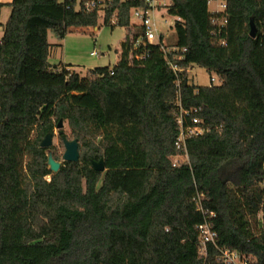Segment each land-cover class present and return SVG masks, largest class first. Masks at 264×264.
Returning a JSON list of instances; mask_svg holds the SVG:
<instances>
[{
    "label": "trees",
    "instance_id": "trees-1",
    "mask_svg": "<svg viewBox=\"0 0 264 264\" xmlns=\"http://www.w3.org/2000/svg\"><path fill=\"white\" fill-rule=\"evenodd\" d=\"M86 1L0 2V17L12 8L0 43V264H203L197 188L218 213L219 244L264 264V0H227L222 31L207 0H172L182 21L168 52L149 43L132 64L124 40L114 67L83 75L50 62L49 33L62 41L72 27L97 26L101 13ZM138 4L113 0L104 24L129 28ZM194 64L221 84H191ZM178 100L201 108L204 132L174 167ZM61 119L80 159L54 172L48 151L62 155L41 143Z\"/></svg>",
    "mask_w": 264,
    "mask_h": 264
},
{
    "label": "built area",
    "instance_id": "built-area-1",
    "mask_svg": "<svg viewBox=\"0 0 264 264\" xmlns=\"http://www.w3.org/2000/svg\"><path fill=\"white\" fill-rule=\"evenodd\" d=\"M81 1L77 0V8H82ZM120 2L138 1L139 4L131 9V26L128 28V33L125 38L131 46L129 54V61L135 64L137 60H142L147 57L146 53H139L138 50L141 47H145L147 44H159L164 52H168L171 47L168 45V41L164 37L160 28L159 15L163 16L164 13L170 14V9L173 6L172 0H119ZM113 2V0H87L85 2L86 10L90 11L98 7L99 12L103 14V21L106 15V8ZM208 12L212 16L213 24L219 31L226 28L228 17V1L227 0H207ZM172 15V14H171ZM175 20L169 23L167 19H164L166 25L171 30L176 29L178 23L182 21V18L177 15H172ZM115 18H111L110 23H114ZM1 31V27H0ZM5 28L2 35H0V43L3 42ZM176 48V47H172ZM97 51H92V55H98ZM1 63V59H0ZM174 70L178 73V79L176 85L178 92L180 93V87L182 78L179 76L183 69L178 65H174ZM215 78L212 77V82ZM178 116L177 121L181 127V133L176 141V147L178 153L174 156L173 166L177 167L182 162H190L187 139L193 135H199L204 132L201 126L202 118L194 116L201 108H184L181 100L177 101ZM196 210L203 216V221L198 225L199 234V254L203 259V264H255L256 259L253 254L247 253L239 249H233L219 244V232L216 227V219L218 213L216 210L205 204V194L198 188L193 197ZM263 227V219H259L260 233Z\"/></svg>",
    "mask_w": 264,
    "mask_h": 264
},
{
    "label": "rangeland",
    "instance_id": "rangeland-1",
    "mask_svg": "<svg viewBox=\"0 0 264 264\" xmlns=\"http://www.w3.org/2000/svg\"><path fill=\"white\" fill-rule=\"evenodd\" d=\"M11 6L6 5L2 10L0 17V35H2L3 29L11 15ZM160 28L164 37L168 41L169 46H173L177 42V35L174 30H171L164 19H167L169 23H172L175 18L168 12L163 16L159 15ZM73 27L66 36V41L63 40L62 45H58L60 40L57 38L54 32L50 31L49 41L54 47H60L62 51L63 59L51 58L53 64H58L60 61H66L73 63V69L81 74H85L89 68L111 66L117 63L118 49L122 47V41L125 40L128 28L124 26H111L105 25L103 21V14L99 18L97 26L79 27L75 29ZM75 29V30H74ZM92 51H97L98 55H92ZM212 77L215 78L212 82ZM189 82L195 85L208 86L211 84H221V79L216 73L208 71L206 68L194 64L189 69ZM65 133L69 136L70 129L68 124L65 123ZM55 150L62 155L60 162L64 161L63 155L65 153V146L61 142L59 136V129L56 128L54 132L53 145ZM49 156H52V150L48 151ZM50 175L48 176V179ZM262 217V213L259 214V219ZM259 221V220H258Z\"/></svg>",
    "mask_w": 264,
    "mask_h": 264
},
{
    "label": "water",
    "instance_id": "water-1",
    "mask_svg": "<svg viewBox=\"0 0 264 264\" xmlns=\"http://www.w3.org/2000/svg\"><path fill=\"white\" fill-rule=\"evenodd\" d=\"M251 25H252L251 35L255 37L257 28L254 22H252ZM57 128L60 129L59 134L63 135V140L66 148L65 153L63 155L64 161L78 162L80 159V149H79L78 139L71 140L65 135V129H64L65 122L63 119L59 121ZM53 138H54V133L53 132L48 133L41 143L42 146L51 147L53 145ZM49 162L54 172H58L63 164V162L55 160L53 156L50 157ZM94 166L97 170L100 171H104L106 169L105 163L103 161L94 162Z\"/></svg>",
    "mask_w": 264,
    "mask_h": 264
},
{
    "label": "crops",
    "instance_id": "crops-1",
    "mask_svg": "<svg viewBox=\"0 0 264 264\" xmlns=\"http://www.w3.org/2000/svg\"><path fill=\"white\" fill-rule=\"evenodd\" d=\"M13 0H0V2H4V3H10V2H12ZM89 27V26H88ZM71 29H73V27L71 28ZM75 29H79V27H76ZM74 29V30H75ZM64 41H66V38L64 39ZM124 41V40H123ZM123 41L121 42V43H123ZM62 42H63V40L62 41H60V43L58 44L59 46L60 45H62ZM51 43V42H50ZM52 44V43H51ZM121 53H122V47H120L119 49H118V59H117V62L120 60V57H121ZM91 54H92V52H91ZM63 55L64 54H62V51L60 50V47H54L53 46V44H52V47H51V51H50V62H51V58L52 57H55L56 59H63ZM52 63V62H51ZM53 64V63H52ZM58 64H61V65H66V64H69V65H72L73 66V63L72 62H69V60L66 58V61H60ZM55 65H57V64H55ZM68 66V69H70V70H72L73 69V67H75V66Z\"/></svg>",
    "mask_w": 264,
    "mask_h": 264
},
{
    "label": "flooded vegetation",
    "instance_id": "flooded-vegetation-1",
    "mask_svg": "<svg viewBox=\"0 0 264 264\" xmlns=\"http://www.w3.org/2000/svg\"><path fill=\"white\" fill-rule=\"evenodd\" d=\"M60 130V129H59ZM61 134H59V136H60Z\"/></svg>",
    "mask_w": 264,
    "mask_h": 264
}]
</instances>
